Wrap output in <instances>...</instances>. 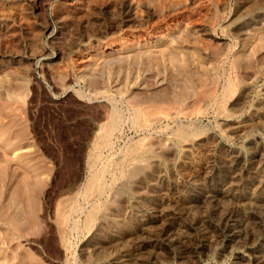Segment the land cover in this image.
I'll list each match as a JSON object with an SVG mask.
<instances>
[{
    "label": "bare ground",
    "instance_id": "obj_1",
    "mask_svg": "<svg viewBox=\"0 0 264 264\" xmlns=\"http://www.w3.org/2000/svg\"><path fill=\"white\" fill-rule=\"evenodd\" d=\"M48 1L0 0V72L31 73L37 59L43 68L61 65L77 47L81 59L95 52L107 55L117 47L112 39L118 43L134 35L144 23L150 22L156 33L151 39L156 38L172 15L155 16L145 0H60L50 6L52 30L44 26L36 35L27 4ZM184 1L213 18L196 33L219 42L218 76L208 77L200 96L182 108L159 106L158 100L154 106L152 98L144 116L133 107L131 123L142 137L120 148L111 136L122 115L120 107H111L107 122L98 125L101 132L91 139L83 190H57L61 197L49 208L63 220L61 240L55 232L60 251L51 254L64 258L62 264H202L229 256V264H264V72L252 71L249 82L240 84L231 60L234 43L245 44L264 28V0H237L223 18L214 14L228 0ZM118 48L121 54L125 46ZM206 116L213 117L208 126L200 123ZM151 134L162 136L163 144L146 138ZM73 236L81 239L74 243Z\"/></svg>",
    "mask_w": 264,
    "mask_h": 264
},
{
    "label": "rangeland",
    "instance_id": "obj_2",
    "mask_svg": "<svg viewBox=\"0 0 264 264\" xmlns=\"http://www.w3.org/2000/svg\"><path fill=\"white\" fill-rule=\"evenodd\" d=\"M49 1L41 6L27 4L30 8L29 23L31 21V26L34 24L32 31L36 35L40 34L44 26L50 25L52 30L51 26L54 25L51 4L60 0ZM145 1L155 16L172 13L171 17L160 24L159 37L151 39L156 33L151 30L150 22L144 23L140 31L121 40L119 44L116 39H112V46L117 47L107 55L95 52L81 59L77 47L65 63L56 65L60 63L51 62L46 67L48 71L43 68V61L37 59L34 61V65H37L31 73L19 75V71L12 68H9L11 71L8 69L4 73L0 72V264L63 263L64 258H60V261L52 258V252L60 251L57 242L62 239L60 225L63 220L52 214L53 210L49 208L52 209L61 197L57 195L61 188L74 186L73 193L78 189L83 190L89 170L87 162L93 148L91 139L101 132L102 128L98 130V125L104 120L107 122L112 106L120 107L118 109L122 115L118 129L111 136L115 147L120 148L138 136L142 137L136 131L138 129L134 122L131 123L134 108L138 107L144 116L150 109L145 106L149 105V101L152 103L151 98L155 100L154 106L159 101V106L164 102L167 103L162 105L164 107L171 104L182 108L185 103H189L190 98L196 97V94L200 96V90L208 83V77L218 76L216 65L219 42L200 37L196 33L205 24V20L212 16L197 12L184 0ZM236 1L228 0L223 8H218L214 16L223 18L232 13ZM220 34L217 31L216 35ZM251 37L245 44L232 41L234 46L231 60L236 68V81L240 84L249 82V76L253 73L264 72V28L252 33ZM42 40L43 43L47 42L45 38ZM118 46H125L121 54ZM53 53L54 50L50 51L48 57L53 56ZM252 71L255 72L251 74ZM172 92L175 100L171 97ZM179 92L182 95L180 98ZM102 106L105 107L102 109ZM200 123L208 126V123H213V117H202ZM159 137L163 138L158 136L157 139L155 134L146 138L158 142ZM159 142L163 144L162 139ZM55 232L60 234V239H56L59 234ZM52 238L54 242H51ZM72 239L75 243L81 236H73ZM51 247L55 249L52 251ZM72 254L77 256L78 251L73 248ZM230 262L229 256L223 261L209 258L202 264Z\"/></svg>",
    "mask_w": 264,
    "mask_h": 264
}]
</instances>
